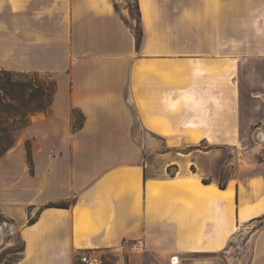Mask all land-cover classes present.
I'll return each instance as SVG.
<instances>
[{"label": "crops", "instance_id": "obj_1", "mask_svg": "<svg viewBox=\"0 0 264 264\" xmlns=\"http://www.w3.org/2000/svg\"><path fill=\"white\" fill-rule=\"evenodd\" d=\"M138 4L137 47L114 0H0V70L56 85L0 155L13 264H219L264 216V142L239 155L264 136V0ZM252 237L264 264V224Z\"/></svg>", "mask_w": 264, "mask_h": 264}, {"label": "trees", "instance_id": "obj_2", "mask_svg": "<svg viewBox=\"0 0 264 264\" xmlns=\"http://www.w3.org/2000/svg\"><path fill=\"white\" fill-rule=\"evenodd\" d=\"M133 6L128 5L130 21L124 20L136 38L137 47L142 39V27L140 23V9L138 0H132ZM116 11H120V3L114 0ZM134 8V10H133ZM44 77V78H43ZM55 81L45 75L39 74H18L0 70V155L6 153L16 142L19 131L29 123L28 115L37 111H48L53 94L55 92ZM82 123V118H75L74 126L78 127ZM29 150V144H26ZM220 187H224L220 183ZM70 201L59 203H49L46 207L66 208ZM264 216L257 218L261 221ZM1 221V220H0ZM33 219L29 220L31 224ZM3 245V244H2ZM2 245L0 247H2ZM13 248L12 246L7 247ZM24 251V244L16 249L19 256L8 264L15 263ZM9 253L10 251H4ZM1 262V261H0Z\"/></svg>", "mask_w": 264, "mask_h": 264}, {"label": "rangeland", "instance_id": "obj_3", "mask_svg": "<svg viewBox=\"0 0 264 264\" xmlns=\"http://www.w3.org/2000/svg\"><path fill=\"white\" fill-rule=\"evenodd\" d=\"M118 2L121 5L120 8L122 7L125 10H127L128 5L133 6L132 0H118ZM32 115L33 113L28 115L29 119L31 118ZM151 140H157V139H151ZM258 140H260L258 137H252L250 139H246L244 144L240 146L239 155L242 156V154H247V156H249L248 153L250 152L251 147L254 146L255 142ZM228 154L229 155L227 161L232 159V157L234 156V152H229ZM226 155H227V151H226ZM256 156L257 159H261L262 153L256 154ZM230 165L233 166L234 164H230ZM231 166L223 167V174H222L223 181L226 178V174L228 175L231 171H233L230 168ZM263 224H264V218L261 221L256 220L252 224L238 231L230 241L226 250L220 255H218V257L215 258V261H217L219 264H249L252 254V246H253L252 235ZM6 244L7 243L3 244L2 247H0V261H1L0 264H8L19 256L18 253L14 252V249L20 247L22 245V241L20 240L19 237H15L13 248H8V249H6L8 247ZM6 250L10 252L5 253L4 251Z\"/></svg>", "mask_w": 264, "mask_h": 264}, {"label": "built area", "instance_id": "obj_4", "mask_svg": "<svg viewBox=\"0 0 264 264\" xmlns=\"http://www.w3.org/2000/svg\"><path fill=\"white\" fill-rule=\"evenodd\" d=\"M257 135H259V133H257ZM259 139L264 141V136ZM132 249L133 248H130V250ZM171 260L172 262H177L176 257H172ZM78 262L79 264H102L101 256L98 253L93 252V251H84L80 253L78 256Z\"/></svg>", "mask_w": 264, "mask_h": 264}]
</instances>
